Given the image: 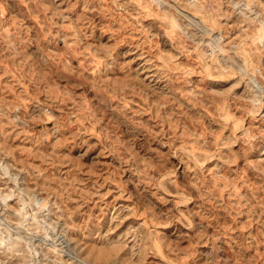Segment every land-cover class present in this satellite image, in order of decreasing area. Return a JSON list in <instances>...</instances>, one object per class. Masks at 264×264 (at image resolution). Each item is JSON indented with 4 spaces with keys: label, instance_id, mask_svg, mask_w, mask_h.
I'll use <instances>...</instances> for the list:
<instances>
[{
    "label": "rangeland",
    "instance_id": "1",
    "mask_svg": "<svg viewBox=\"0 0 264 264\" xmlns=\"http://www.w3.org/2000/svg\"><path fill=\"white\" fill-rule=\"evenodd\" d=\"M0 264H264V0H0Z\"/></svg>",
    "mask_w": 264,
    "mask_h": 264
}]
</instances>
